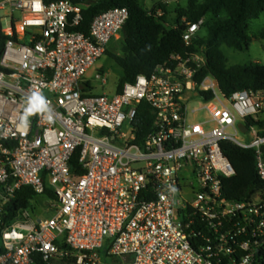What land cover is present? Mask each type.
I'll return each mask as SVG.
<instances>
[{
  "label": "built area",
  "instance_id": "built-area-1",
  "mask_svg": "<svg viewBox=\"0 0 264 264\" xmlns=\"http://www.w3.org/2000/svg\"><path fill=\"white\" fill-rule=\"evenodd\" d=\"M128 19L111 9L87 35L68 0H0V264H263L264 189L226 198L235 171L221 143L254 149L264 185V91L225 96L214 77L197 80L206 55L187 51L119 93L93 94L86 74ZM183 22L188 49L206 20ZM143 103L154 130L140 141ZM23 187L52 192L50 217L23 210L7 226Z\"/></svg>",
  "mask_w": 264,
  "mask_h": 264
},
{
  "label": "trees",
  "instance_id": "trees-1",
  "mask_svg": "<svg viewBox=\"0 0 264 264\" xmlns=\"http://www.w3.org/2000/svg\"><path fill=\"white\" fill-rule=\"evenodd\" d=\"M43 1L50 4L60 0ZM68 1L82 8L84 20L80 31L87 35L92 22L100 14L114 8H126L129 11V19L120 34L122 54H112L109 50L106 52L124 73L117 93L122 91L126 83H134L142 75L149 77L157 67L169 64L173 54L184 55L187 51L203 52L206 55L207 64L200 70L197 80L201 81L208 75L214 77L225 96L230 97L239 91H264L263 65L256 63L249 66H229L223 51L224 47L236 52L248 50L251 43L249 25L264 13V0H189L186 8L176 11L173 25L167 22V9L162 3L156 9L148 11L141 6L140 0ZM159 10L163 12L161 16L158 15ZM202 18L206 20L202 29L206 34H199L196 43L187 49L183 42V19L195 23ZM256 39H264V31ZM138 107L137 127L140 130L139 140L142 141L154 130V114L144 103ZM247 121L249 125L253 124L251 119ZM258 125L264 128V120ZM221 149L235 171V175L223 183V193L227 199L243 202L253 189H264L258 176L254 149H243L228 141L221 143ZM77 163L78 155L71 162L76 174ZM48 199H54L49 190L44 196H37L30 187H23L6 206L8 216L5 217L4 224L11 225L23 210L36 214L41 202L45 203ZM60 248L68 250L65 245L60 244ZM3 253L0 235V255ZM35 264L46 263L37 257Z\"/></svg>",
  "mask_w": 264,
  "mask_h": 264
},
{
  "label": "rangeland",
  "instance_id": "rangeland-1",
  "mask_svg": "<svg viewBox=\"0 0 264 264\" xmlns=\"http://www.w3.org/2000/svg\"><path fill=\"white\" fill-rule=\"evenodd\" d=\"M189 0H140L141 6L152 11L157 8L159 3H162L167 9V22L173 25L176 19V11L178 9L186 8ZM160 11V10H159ZM163 14V12L160 11ZM264 31V13L259 19L254 20L249 25V35L251 37V43L248 50L243 52H236L234 50L223 48V51L228 59L229 66L243 65L249 66L251 64H261L264 66V39H256ZM205 35L206 32L203 30L200 33ZM256 36V37H255ZM122 37L119 36L117 40H113L108 50L112 54H122ZM103 73L107 80V85H103L102 81L96 79V75ZM124 77L123 70L116 64V62L108 55H104L96 65L88 71L86 79L91 83L93 88L92 92L95 95H114L117 92V87L121 79ZM231 135H235L232 130H229ZM241 143H249L250 135L239 134L236 137ZM36 212V218H48L50 214H46L43 209H46L47 203L41 202ZM111 263V261H107ZM65 264V263H59ZM66 264H73L72 262Z\"/></svg>",
  "mask_w": 264,
  "mask_h": 264
},
{
  "label": "water",
  "instance_id": "water-1",
  "mask_svg": "<svg viewBox=\"0 0 264 264\" xmlns=\"http://www.w3.org/2000/svg\"><path fill=\"white\" fill-rule=\"evenodd\" d=\"M240 130H241L243 133H246V132H247V128H246L244 125H240Z\"/></svg>",
  "mask_w": 264,
  "mask_h": 264
}]
</instances>
